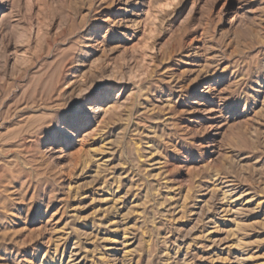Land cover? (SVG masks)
I'll return each mask as SVG.
<instances>
[{"label": "rangeland", "instance_id": "374dc122", "mask_svg": "<svg viewBox=\"0 0 264 264\" xmlns=\"http://www.w3.org/2000/svg\"><path fill=\"white\" fill-rule=\"evenodd\" d=\"M124 3L0 0V264H264V0Z\"/></svg>", "mask_w": 264, "mask_h": 264}, {"label": "bare ground", "instance_id": "6f19581e", "mask_svg": "<svg viewBox=\"0 0 264 264\" xmlns=\"http://www.w3.org/2000/svg\"><path fill=\"white\" fill-rule=\"evenodd\" d=\"M121 1H123V3L124 2H129V0H121ZM125 4V3H124ZM89 6H90V4H89ZM89 8V7H88ZM253 11V10H252ZM249 14H252V13H254V12H248ZM68 17H70V16H68ZM71 18V17H70ZM70 18L69 19H67V22H66V27H64V28H67V26H68V23L70 22ZM83 19V18H82ZM84 20V19H83ZM83 20H80V21H83ZM70 24V23H69ZM80 24H82V22H80ZM70 26V25H69ZM63 31H66V29L64 30L63 29ZM74 46V45H73ZM101 106V105H100ZM100 106H98V108H96L97 110H96V113H99V112H103V113H107V112H110V111H108V110H105L106 108H101ZM110 108V106L108 107V109ZM116 111V110H115ZM16 124V123H15ZM103 146V145H102ZM14 149V148H13ZM26 150V149H25ZM94 150V149H93ZM96 150V149H95ZM91 151V150H90ZM89 150L88 151H85V153L86 154H89V152H90ZM92 152H94V151H92ZM85 153H84V155H85ZM82 154V153H81ZM90 157V156H89ZM86 158V157H85ZM82 159V158H81ZM9 160V159H8ZM84 160H86V159H84ZM87 162H88V160H87ZM87 162L86 161H83V163H84V167L87 165ZM82 163V164H83ZM86 164V165H85ZM99 164V163H98ZM103 164V163H102ZM83 166V165H82ZM83 167V168H84ZM101 168V167H100ZM103 168V167H102ZM97 169H99V165H97L96 164V171H95V173L93 174V176L95 177V176H97V174L99 173V171L97 170ZM122 183V182H121ZM135 187V186H134ZM228 187H231V186H226V191H222L221 192V201H223L224 203H226V206H231L233 203H235V200H238L239 198H240V196L241 195H239V197L237 196V197H235V200H232L231 201V199H232V197H233V193H234V191H232L231 189H229ZM220 190V189H219ZM106 192V191H105ZM147 192V191H146ZM107 194V193H106ZM124 195V194H123ZM193 195V194H192ZM110 197V196H109ZM125 197V196H124ZM105 202H106V200H105ZM112 206V205H111ZM114 206V205H113ZM224 206V205H223ZM259 206V204H257L256 205V207H258ZM115 210V209H114ZM113 210V211H114ZM222 211L225 213L226 212V214H227V212H228V210H226V209H222ZM230 211V210H229ZM231 212V211H230ZM114 217V216H113ZM86 219V218H85ZM212 222V221H211ZM114 229V228H113ZM129 230V229H128ZM236 230V229H235ZM127 231V230H126ZM243 231V230H242ZM90 234V233H89ZM122 237V236H121ZM54 252V251H53ZM167 256V255H166ZM57 261V260H56Z\"/></svg>", "mask_w": 264, "mask_h": 264}]
</instances>
